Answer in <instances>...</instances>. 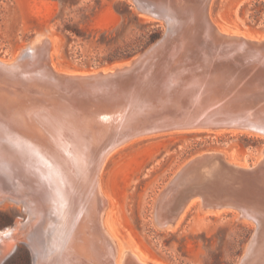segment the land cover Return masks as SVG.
Instances as JSON below:
<instances>
[{
  "label": "bare ground",
  "instance_id": "obj_1",
  "mask_svg": "<svg viewBox=\"0 0 264 264\" xmlns=\"http://www.w3.org/2000/svg\"><path fill=\"white\" fill-rule=\"evenodd\" d=\"M135 1L167 29L120 77L57 70L46 26L11 60L0 59V204L19 203L28 215L0 228V260L23 240L32 264H162L142 259L136 243L105 220L100 173L107 156L132 138L178 126L264 133V37L218 27L210 0H176L174 18L165 15L173 0ZM258 158L264 171V149ZM206 160L178 167L159 192L152 214L161 227L181 216L166 223L167 198L219 168ZM246 206L241 213L253 218L264 211ZM243 256L264 264V236L246 238Z\"/></svg>",
  "mask_w": 264,
  "mask_h": 264
},
{
  "label": "rangeland",
  "instance_id": "obj_2",
  "mask_svg": "<svg viewBox=\"0 0 264 264\" xmlns=\"http://www.w3.org/2000/svg\"><path fill=\"white\" fill-rule=\"evenodd\" d=\"M209 14L218 27L235 19L245 29L243 35L253 29L264 34V0H210ZM42 26L54 34L51 58L63 72H90L127 61L165 29L161 19L137 11L131 0H0V59H12ZM263 144V135L238 128L170 129L132 138L103 163L100 184L108 200L104 218L112 219L136 243L142 259L234 264L252 223L240 222L231 209L202 211L194 199L176 225L161 229L154 222L153 205L175 170L191 156L218 149L228 160L254 164ZM233 153L243 154L244 160L233 159ZM27 217L19 203L0 204V228ZM23 242L0 264H32Z\"/></svg>",
  "mask_w": 264,
  "mask_h": 264
},
{
  "label": "water",
  "instance_id": "obj_3",
  "mask_svg": "<svg viewBox=\"0 0 264 264\" xmlns=\"http://www.w3.org/2000/svg\"><path fill=\"white\" fill-rule=\"evenodd\" d=\"M131 1L133 2L135 8L138 11L139 8L137 6V1L135 0H131ZM172 3H173V8L171 6V10L173 11V13H170L169 11L165 12V15H168L169 18H174V14H175L174 8L176 7V4H180L176 0H173ZM164 24H165L164 30L166 31L167 25L166 23ZM224 26L229 31L238 29L240 33L246 34L243 26L240 23H238L235 19L230 20L227 24H224ZM164 30L161 34V37H160L161 39L163 38V35L165 34ZM43 34L44 36H47L45 32ZM249 34L250 35H246V36H249L254 39L255 38L261 39L264 37V34L257 31L256 29L249 31ZM35 36H36V33H33L31 37H35ZM168 44H170V39H169ZM150 48L151 46L148 49ZM146 49H144L143 51H141L140 53L133 56L131 59L127 61H123L119 63H112L111 65L105 68H98L92 71L99 73V72H103L104 71L103 69H106L105 72H108L109 70H111L112 72L116 74L113 77H116V78L117 76L120 77L119 70L132 66L135 60L138 58L139 54L142 55ZM151 57L152 58H149L151 60L156 57L158 58L156 53L151 55ZM195 128H238V129H244V130H247L253 133H258L264 136V133L261 132L260 130H255L249 127L243 128V127L232 126V125L231 126H228V125L218 126V127H214L213 125H209L207 127L187 125V126H178V128H169L167 130L195 129ZM262 149H264V144L262 145L260 150ZM260 150H259V153H260ZM204 158L207 159L206 161L212 160L213 162H215V165L218 164L217 166L219 168L217 170L213 169L212 171L207 172V173L205 172L204 179L202 182L189 184L187 188L186 186L185 187L181 186L177 188L173 196L167 198L169 199V201H167V204H166L169 217L166 223L173 224L176 221V219L185 210V207L187 203L189 202V199L190 200L198 199L199 207L201 208L202 211L217 212L220 209H231L235 211L236 218L240 222H249L253 224V227L250 229L249 235L247 236V238L250 239L252 235L254 240L257 239L258 241L260 238L264 236V214H263L264 211L262 214H258L257 212L256 216H254L255 218H253L252 216L241 213L240 206L243 205V203H245V205H247L246 207L253 209L252 211H256L254 209L257 206L262 207V209L264 210V171H262L263 170L262 166L259 168V162L261 161V158H258L257 156L258 161L256 160L254 164H245L247 165V167H241L242 164L239 165V163L228 160L222 151L218 149H214V150L202 151V152H199L191 156L186 161H184L179 166V168L182 169L191 164L198 163L200 160L202 161ZM232 158L235 160H241V159L244 160L245 156L240 153L238 154L233 153ZM174 176L175 175L173 173L171 178ZM171 180L172 179H169V181L167 182V185L170 183ZM154 222L159 226V228L167 229V228L161 227L162 224L159 223L157 219L154 220ZM245 243H246V240H245ZM244 244L242 246L240 256L234 264H247V260L243 261Z\"/></svg>",
  "mask_w": 264,
  "mask_h": 264
}]
</instances>
